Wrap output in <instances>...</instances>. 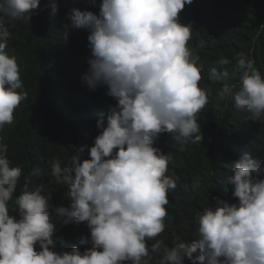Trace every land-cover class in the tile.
<instances>
[{
  "label": "clouds",
  "instance_id": "obj_1",
  "mask_svg": "<svg viewBox=\"0 0 264 264\" xmlns=\"http://www.w3.org/2000/svg\"><path fill=\"white\" fill-rule=\"evenodd\" d=\"M192 0H101L98 14L72 9L69 29H86L91 56L82 81L89 90L106 86L112 97L96 111L100 133L65 163H49V183L60 185L68 206L55 207L54 193L44 185L18 195L22 169L10 166L8 145L0 143V264H148V240L165 230L168 194L179 177L167 175L173 161L160 139L172 138L181 151L200 142L199 113L209 103L202 86L203 65L188 42L192 27L179 13ZM40 0H0V130L11 125L15 109L27 98L15 56L6 51L10 25L29 24ZM52 14L58 5L50 4ZM232 60L221 54L210 76L229 71L237 84H224L219 101L231 98L247 119L264 125V76L244 53ZM248 149H250L248 147ZM226 183L235 203L213 197L215 208L198 213L196 236L171 247L156 240L151 252L157 264H264V157L253 151L235 161ZM31 176L39 175L33 169ZM21 177V178H20ZM67 186V191L64 187ZM15 210L19 219L10 215ZM62 225L86 222L91 247L57 253L50 220ZM81 245L89 239L80 238ZM39 246V250L36 246Z\"/></svg>",
  "mask_w": 264,
  "mask_h": 264
},
{
  "label": "trees",
  "instance_id": "obj_2",
  "mask_svg": "<svg viewBox=\"0 0 264 264\" xmlns=\"http://www.w3.org/2000/svg\"><path fill=\"white\" fill-rule=\"evenodd\" d=\"M53 2L58 5L54 15L50 7ZM100 3L101 0H40L28 25L20 21L10 25L12 38L6 51L16 57L19 65L23 87L18 91L27 93L15 109L13 123L0 130V143L8 145L10 166L22 169L21 185L18 183L14 195L25 184L34 190L42 183L45 194L50 190L54 193L55 207L69 205L60 185L49 183V178L54 180L49 175V163L53 158L65 163L80 145L88 146L84 151L88 150L100 133L94 130L96 110L112 97L106 94V86L93 91L82 81L86 60L91 56L89 32L69 29L66 39L68 30L64 25L71 23L72 9L98 14ZM179 19L192 27L188 46L203 65L202 76L207 80H202V86L209 103L197 118L202 137L199 143L190 141L181 151L172 138L171 142L165 137L160 139L164 154L173 156L167 175L180 179L168 194L164 232L147 241L148 264H157L158 256L151 252L156 240L171 247L174 242L195 238L198 213L204 207H216L213 197L230 204L236 202L232 186L226 183L234 171L233 161L251 151L264 157V125L237 111L231 98L219 101L215 95L224 84L238 86L239 74L229 71L220 79L210 76L221 54L235 63L237 53L253 59L254 67L264 76V0H192L179 13ZM34 168L39 169V175H30ZM9 214L19 219L15 210ZM50 220L55 225L53 251L70 252L73 247L84 251L91 247L86 222L62 225L54 213ZM82 237L89 243L81 245ZM184 264L190 261L185 259Z\"/></svg>",
  "mask_w": 264,
  "mask_h": 264
},
{
  "label": "bare ground",
  "instance_id": "obj_3",
  "mask_svg": "<svg viewBox=\"0 0 264 264\" xmlns=\"http://www.w3.org/2000/svg\"><path fill=\"white\" fill-rule=\"evenodd\" d=\"M225 161H227V160H225ZM226 163V162H225ZM42 184V183H41ZM35 185H36V183H35Z\"/></svg>",
  "mask_w": 264,
  "mask_h": 264
}]
</instances>
